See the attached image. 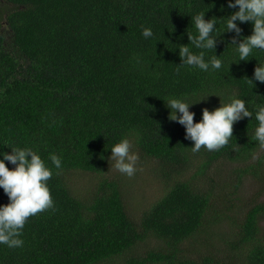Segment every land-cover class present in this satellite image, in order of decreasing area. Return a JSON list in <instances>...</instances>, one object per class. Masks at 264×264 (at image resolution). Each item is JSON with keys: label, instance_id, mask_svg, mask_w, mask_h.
I'll list each match as a JSON object with an SVG mask.
<instances>
[{"label": "trees", "instance_id": "1", "mask_svg": "<svg viewBox=\"0 0 264 264\" xmlns=\"http://www.w3.org/2000/svg\"><path fill=\"white\" fill-rule=\"evenodd\" d=\"M237 10L227 8V0H0V152L11 153L8 146L37 151L52 168L54 201L28 218L22 247L0 245V264H264V153L254 160L261 148L251 140L257 122L235 123L220 151L193 153L163 100L216 91L225 99L235 94L250 111L264 104V84L247 83L264 52L254 50L255 57L229 67L234 33L217 38L221 72L177 70L178 46L190 43L187 31L195 32L190 15L207 11L205 19L219 20ZM237 23L239 42L252 34V24ZM141 26L151 27L153 38L145 40ZM219 106L214 95L192 105L194 122L203 108ZM124 137L170 186L139 222L125 199L130 180L109 171L110 148ZM50 153L62 160L58 174ZM222 160L246 164L228 196L222 191L229 184L219 176V191L213 179L212 189L195 182ZM248 173L256 190L241 201L242 212L231 214ZM78 175L96 178L82 198L74 189ZM8 203L0 188V205ZM147 239L162 246L127 257Z\"/></svg>", "mask_w": 264, "mask_h": 264}, {"label": "clouds", "instance_id": "2", "mask_svg": "<svg viewBox=\"0 0 264 264\" xmlns=\"http://www.w3.org/2000/svg\"><path fill=\"white\" fill-rule=\"evenodd\" d=\"M227 8H238V10L219 20L216 17L205 19L208 10L190 15L191 26L195 32L187 31L190 43L178 46L181 63L177 65V70L189 67L197 68L205 73L221 72L224 61L220 58L221 55L216 54L217 38L226 32L234 33L229 44L234 53L229 67L233 63L250 60V56L255 57L254 50L264 52V0H227ZM221 21H223L222 24ZM237 21L241 24L245 22L252 24V34L243 37L239 42L237 40L242 34V28ZM141 35L145 40H149L153 38L154 33L151 27L141 26ZM209 51L214 54L205 59ZM137 63H140L139 58ZM254 81L264 84V63L262 62L254 68L253 77L247 78L249 84H254ZM213 95L220 98L221 106L211 111L203 108L202 118L199 122H194L195 113L190 111V107ZM192 96H196L197 99L193 100L191 96L184 94L171 95L163 100L166 107L171 110L169 119L185 128V139L193 143L191 147L193 153L199 152L202 147L209 152L220 151L233 137V125L249 117L257 122L252 131L251 140L264 149V104H257L250 111L245 100L235 94H228L227 99L224 93L216 91L203 96L193 93ZM136 138L139 139L138 133ZM8 147L11 148V153L0 152L2 157L0 158V188L9 199L8 204L0 205V245L19 248L24 244L21 236L28 218L54 207L48 186L53 171L32 147ZM132 147V141L124 137L110 148L109 171L115 169L129 178L136 174L139 170L137 168L139 157L132 151ZM236 147L239 146L236 145ZM48 160L58 170V174L62 169L61 158L55 153H50ZM6 162L15 167L10 170Z\"/></svg>", "mask_w": 264, "mask_h": 264}, {"label": "rangeland", "instance_id": "3", "mask_svg": "<svg viewBox=\"0 0 264 264\" xmlns=\"http://www.w3.org/2000/svg\"><path fill=\"white\" fill-rule=\"evenodd\" d=\"M263 153L264 149L257 150L254 156L255 158L253 159L255 160ZM251 160H248V162H250ZM254 160L252 162H254ZM155 164L156 163L153 161L142 159L139 157L137 163V168L139 170L131 178L126 176V178L130 180V183L128 187H126L125 199L128 206L129 215L136 222L140 221V218L143 216V213L158 199L162 198V196L167 192L170 187L162 181L161 176L157 175ZM244 165L246 164L236 161H219L211 167L209 175L207 177L203 178V180L199 178L195 179V182H206L205 187L207 189H212L211 184L213 179L217 191L223 188V183L229 184L228 186H226L227 189L224 191L223 188L222 191L228 196L230 195V192L235 191V184L237 182V178L241 175V173L238 175V170H241V167ZM114 173L118 174L119 172L115 169L110 170L111 175ZM191 175L192 172L189 171L187 175L183 178L189 179ZM218 176L221 178L223 183L218 181ZM254 177L255 175L251 173L242 176V179L240 181L241 185L237 194L239 199H235L234 202L231 204L232 207H229L231 209V214L240 213L243 211L242 208L238 207H240L241 201H244L245 198L252 195L253 192L256 190V187L254 185L256 181L254 180ZM95 185L96 178L88 175H78V177L75 178L74 181V189L77 191L76 194H78V196H80L81 198L84 196H88L93 191ZM260 200H264V196H262ZM159 246H162L161 241L156 239H147L139 245V247L137 248V253H130L127 257L136 256L137 254L144 255L146 251L157 248ZM120 263L121 261H117L113 264Z\"/></svg>", "mask_w": 264, "mask_h": 264}]
</instances>
